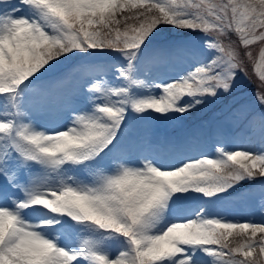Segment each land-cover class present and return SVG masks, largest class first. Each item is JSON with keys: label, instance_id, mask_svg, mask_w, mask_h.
<instances>
[{"label": "snow or ice", "instance_id": "1", "mask_svg": "<svg viewBox=\"0 0 264 264\" xmlns=\"http://www.w3.org/2000/svg\"><path fill=\"white\" fill-rule=\"evenodd\" d=\"M241 77L259 148L127 142ZM257 180L264 213V0H0V264H264V221L217 211Z\"/></svg>", "mask_w": 264, "mask_h": 264}, {"label": "rangeland", "instance_id": "2", "mask_svg": "<svg viewBox=\"0 0 264 264\" xmlns=\"http://www.w3.org/2000/svg\"><path fill=\"white\" fill-rule=\"evenodd\" d=\"M168 33L169 32L163 33V38L169 37L170 35H168ZM174 35L175 34L172 33V36ZM245 85H250V82L247 79L241 77L235 92V99L231 98L230 102L228 103L223 102L224 98H221L220 100H217L215 103H210L208 105L201 107L199 110H194L191 114H185L183 119L174 120V121L144 120L138 127L140 128V130L143 131L145 137L149 138L150 137L149 133H151L152 134L151 139L153 140L154 143H156L159 140L160 127H166L169 130V133L173 134L171 128H174V125H176L178 128L183 129L181 136L183 137L182 138L183 141L185 142L186 140H190L192 142L194 140L195 135L203 133L200 128H202L205 131L208 130L207 126H205V123H202L201 118L206 117L209 114V113L206 114V112L211 111L213 113L211 119H215L216 121H214V123L211 122L213 128L209 132L211 137H213V140H215V144H216L218 141V137L216 135L220 136V134H222V132L219 134V129L226 124L224 115L217 112L218 111L217 109L220 108L223 112L229 111L232 114L230 119L235 120L239 116H241V114L237 113V110L241 108V105L250 104L254 100V93L256 90L254 88L246 90L244 89ZM49 118L50 116L46 112L37 113V120L40 122H45L43 121V119H49ZM230 119H228L227 122L228 124ZM228 130L229 127H226V129L223 131V136L227 134ZM223 136L221 137V139L223 138ZM127 142L133 146H137L141 144L140 142L135 140V137H130L127 140ZM201 144L202 142L195 145L193 144V146L201 148L202 147ZM212 144L213 146L215 145L214 143ZM248 193L249 195H246ZM233 199L234 200L232 203H228L226 201L221 204V208L224 209L225 207V210L230 211V212H224L225 214L222 215L226 216L229 219H239L241 221L248 219H253L256 222L264 221V213L261 212V208H260V199H261L260 181L249 183L248 185L243 186L241 191L238 192L236 196L233 197Z\"/></svg>", "mask_w": 264, "mask_h": 264}]
</instances>
